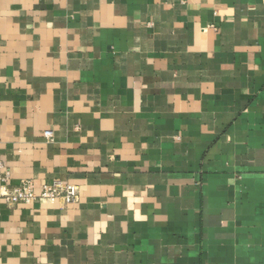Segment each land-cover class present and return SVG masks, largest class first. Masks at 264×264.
Here are the masks:
<instances>
[{
	"label": "crops",
	"instance_id": "1",
	"mask_svg": "<svg viewBox=\"0 0 264 264\" xmlns=\"http://www.w3.org/2000/svg\"><path fill=\"white\" fill-rule=\"evenodd\" d=\"M2 165L0 264H264V0H0Z\"/></svg>",
	"mask_w": 264,
	"mask_h": 264
},
{
	"label": "built area",
	"instance_id": "2",
	"mask_svg": "<svg viewBox=\"0 0 264 264\" xmlns=\"http://www.w3.org/2000/svg\"><path fill=\"white\" fill-rule=\"evenodd\" d=\"M45 136L53 137V131H45ZM11 171L4 165L0 168V199L8 204L23 203L32 204L44 199L62 198L66 203H74L79 199L78 188L67 180H54L43 186L40 194L36 193L33 180L24 179L20 184L13 185Z\"/></svg>",
	"mask_w": 264,
	"mask_h": 264
}]
</instances>
